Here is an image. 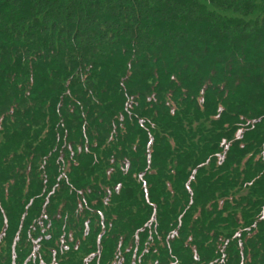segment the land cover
<instances>
[{
	"label": "trees",
	"instance_id": "trees-1",
	"mask_svg": "<svg viewBox=\"0 0 264 264\" xmlns=\"http://www.w3.org/2000/svg\"><path fill=\"white\" fill-rule=\"evenodd\" d=\"M0 264H264V0H0Z\"/></svg>",
	"mask_w": 264,
	"mask_h": 264
}]
</instances>
